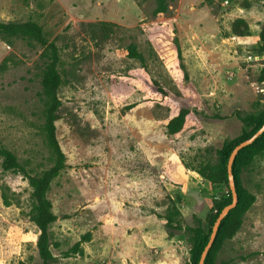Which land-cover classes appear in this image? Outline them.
I'll return each mask as SVG.
<instances>
[{
  "label": "rangeland",
  "instance_id": "obj_1",
  "mask_svg": "<svg viewBox=\"0 0 264 264\" xmlns=\"http://www.w3.org/2000/svg\"><path fill=\"white\" fill-rule=\"evenodd\" d=\"M160 2L167 11L155 14ZM236 18L248 36H224ZM0 21L36 22L60 48L65 166L47 192L57 216L50 264H194L195 229L208 232L229 193L180 155L192 167L217 163L264 112V0H0ZM42 51L31 38L0 35V144L34 174L54 164ZM180 108L191 111L186 128L170 135ZM1 163L0 264H41L28 179ZM237 178L254 201L212 264H264V152ZM173 202L183 220L170 236L163 214ZM86 234L83 254L73 252Z\"/></svg>",
  "mask_w": 264,
  "mask_h": 264
},
{
  "label": "trees",
  "instance_id": "obj_2",
  "mask_svg": "<svg viewBox=\"0 0 264 264\" xmlns=\"http://www.w3.org/2000/svg\"><path fill=\"white\" fill-rule=\"evenodd\" d=\"M167 11V7L164 3L160 2L154 10V13H164ZM0 35H16L28 37L35 40L43 47L41 57L44 59V69L41 75V87L44 97L43 102V131L49 147L54 154V164L47 170L41 173H30L27 171L17 160L15 154L0 144V156L2 157L1 166L4 170L21 171L28 179L30 187V199L31 205L28 211L30 220L35 224L38 230V236L36 240V247L38 254L42 259L41 264H50L54 260V254L51 250V240L49 229L51 225L56 221L57 216L52 211V203L47 197V192L50 188L51 181L59 175L60 171L65 166V155L60 146L57 138V126L56 122L59 119V109L61 107V100L59 96L60 88L62 85V79L59 71L57 70V64L60 60V48L55 41L47 42L43 35V30L36 22H1L0 21ZM249 35L248 24L243 18H236L231 22L230 31L224 36H236L243 37ZM264 39V33H263ZM126 52L130 57H140L136 51L134 45H130L126 48ZM232 52L235 55H239L235 47H232ZM163 99H167L168 95L164 90H159ZM165 101V100H164ZM191 111L187 108H180L176 115L171 117L166 123L167 133L175 135L181 133L187 125L188 117ZM248 123H255V127L240 140L233 144L226 146L222 149L219 161L215 164L203 162L196 167H192L187 163L180 155L182 164L191 170H194L202 179L206 180L210 186L226 187L228 189L229 197L226 201H220L214 208V212L208 218V232L206 233L201 226L195 229L193 249L197 254V258L194 264L198 263L199 256L206 245L211 227L221 209L231 201V191L228 185L227 177V160L233 147L240 141L250 137L263 123L264 112L256 117H249ZM264 152V131L259 137H257L251 144L241 148L232 164V174L234 178L235 190L237 193V203L226 216L220 222L215 239L210 247L204 264H212V260L215 258L218 249L226 240L232 238L239 230L243 214L254 201V196L246 193L239 183L237 178V171L240 168H245L254 162L255 157L261 155ZM165 219V226L170 236L181 229L182 227V214L177 205L173 202L169 204L163 214ZM89 240V234H86L79 240L71 250L73 252H80L83 254L80 245L83 241Z\"/></svg>",
  "mask_w": 264,
  "mask_h": 264
},
{
  "label": "water",
  "instance_id": "obj_3",
  "mask_svg": "<svg viewBox=\"0 0 264 264\" xmlns=\"http://www.w3.org/2000/svg\"><path fill=\"white\" fill-rule=\"evenodd\" d=\"M264 131V123L248 138L240 141L238 144H236L233 149L231 150L228 160H227V164H226V168H227V177H228V185H229V189L231 191V201L230 203L226 204L221 211L218 213L212 227H211V232L209 234V238L208 241L206 243V245L204 246L200 256H199V260L197 264H204V260L206 258V255L210 249V247L212 246V243L215 239L218 227L220 225V222L222 221V219L226 216V214L235 207L236 203H237V193L235 190V185H234V178H233V174H232V164L233 161L235 159V156L237 155V153L239 152V150L243 147H245L246 145L251 144L257 137H259L261 135V133Z\"/></svg>",
  "mask_w": 264,
  "mask_h": 264
}]
</instances>
